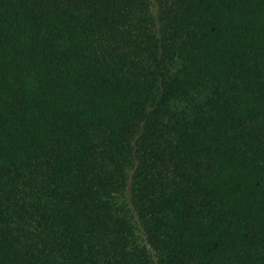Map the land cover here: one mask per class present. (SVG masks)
Here are the masks:
<instances>
[{
	"label": "trees",
	"instance_id": "16d2710c",
	"mask_svg": "<svg viewBox=\"0 0 264 264\" xmlns=\"http://www.w3.org/2000/svg\"><path fill=\"white\" fill-rule=\"evenodd\" d=\"M0 264H264V0H0Z\"/></svg>",
	"mask_w": 264,
	"mask_h": 264
}]
</instances>
